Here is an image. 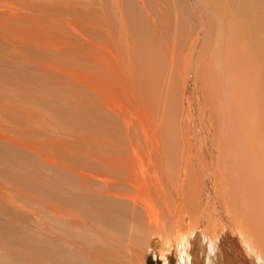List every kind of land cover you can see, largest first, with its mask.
Segmentation results:
<instances>
[{"label": "rangeland", "instance_id": "obj_1", "mask_svg": "<svg viewBox=\"0 0 264 264\" xmlns=\"http://www.w3.org/2000/svg\"><path fill=\"white\" fill-rule=\"evenodd\" d=\"M200 5L203 11L195 0H0V264H162L152 258L167 246L164 238L162 242L160 238L152 240L155 228L129 242L126 232L114 234L110 223H96L98 208L115 209L116 203L99 195L104 186L98 180V157L107 152L106 144L118 142L117 135L122 136L117 120L100 110L95 88L98 49L103 44L112 49L111 39L121 49L130 48V54L137 53L131 56L136 78L149 80L154 89L167 93L170 81L174 86L182 83L193 43L202 33L199 49L195 47L202 61L198 70L206 81L220 80L221 74L212 65L215 59L210 56L220 45L224 53L237 39L242 46L247 37L252 38L258 19L254 13L262 15L264 0H202ZM256 28L255 36L261 35L262 29ZM242 51L253 56L256 53L253 45L245 44ZM138 58L140 64L136 63ZM239 63L230 60L229 65L235 67L229 81L233 85L227 88V95L220 92L221 98L228 96L230 106L237 103L239 85V99L247 97L249 90L257 97L249 80L240 84V68L243 70L247 63ZM175 94L171 93L168 116L178 113L181 118L182 99ZM160 99L163 102L164 96ZM211 107L218 120L223 112L216 105ZM253 116L257 114L253 112L248 118ZM168 133L174 146L175 133ZM260 137L264 140L261 133ZM262 142L254 140L245 145L249 150L259 149ZM240 154L232 151V163ZM199 155L203 161L200 159L198 165L207 170L208 159L202 151ZM184 161L178 176L184 208H158L163 237L179 225L186 234L191 233L186 237H192L194 230L184 221H196L197 228L200 214L205 212L208 219L213 212L202 204L205 173L197 164ZM219 164L216 189L212 185L214 200L220 206L217 209L235 226L244 246L251 247L248 239L253 242L254 236L264 242V220L257 222L253 217L258 215V208L251 214L249 210L240 213L232 209L244 208L240 199L243 192L230 179L229 163L221 160ZM257 176L264 179L263 173ZM253 187L258 193L256 183L249 189ZM54 209L59 211L57 218ZM140 216L148 220L145 213ZM256 242L254 246H261L258 249L263 253L264 244ZM190 244L192 255L197 241L192 237ZM239 256L241 262L233 260L231 264H253ZM169 263L177 264L175 253L169 255Z\"/></svg>", "mask_w": 264, "mask_h": 264}, {"label": "bare ground", "instance_id": "obj_2", "mask_svg": "<svg viewBox=\"0 0 264 264\" xmlns=\"http://www.w3.org/2000/svg\"><path fill=\"white\" fill-rule=\"evenodd\" d=\"M195 1H198V8L200 7L202 10L200 5L202 0L200 2L199 0ZM254 14L258 19H256L257 21L252 28L251 39L247 37L242 46H238L237 43L240 39H237L233 47L224 53L223 46L220 45L214 55L210 56L211 60L215 59L212 65L215 71H219L221 74L220 80L208 78L206 81L205 77L200 75L201 71L198 70V67L202 66V61L201 59L198 60L195 53V47L199 49L202 41V33H200L197 39H194L195 42L191 53H189L186 68L183 70L182 83L179 86H174L170 81L166 88L167 93H164V90L163 92L160 91L157 87L154 89L155 86L153 87L149 80L142 81L141 78H136L137 70L134 68L136 65L134 59L131 58L132 55V57L137 56L136 52L130 54V48L121 49L120 45L112 39V49L105 48L107 46L105 44L100 46V49H98L99 72L95 83L99 106L102 113H107L112 119L117 120V124H119L118 130L122 136L120 135L121 138H118V134L116 139L118 142L106 144V146L109 145L106 148L107 152H105L106 150L101 152L98 157L101 175L98 180L104 186V191H101L100 187L99 195L102 196L103 200L111 202L115 200L116 203H113L115 209H113V206L112 208H98L100 211L96 216V223H110L114 228V234L117 232L124 234L126 232L129 242L136 239L141 233L151 231L152 228L157 231V233L151 231L152 240L160 238V241L165 240L164 242L167 246L173 245L176 241H182L186 235L190 236L191 233L186 234L187 230L183 231L179 225L175 227V232L170 233L171 235L166 233L163 237L161 235L162 224L158 208H184V198L180 197L182 194L180 195L178 185L180 181L178 177L179 168L183 159L185 160L184 162L187 161V165L190 163L191 165L197 164L199 168V161L202 159H199V152L201 153L202 151L208 159L207 161H209L207 170L199 168L201 172L205 173L206 178L205 197L202 204L204 208H213V212H210L208 219L205 212L204 214L202 213V216L200 214L201 218H199L201 220H198L200 222L197 228L194 224L196 221H184L186 222V227L193 228L192 237L197 241V246L194 247L195 251L192 255L190 254L192 258L191 264H205L207 246H202L203 236L205 239L218 243L219 251L217 252V257L215 255L216 260H214L213 264H231L233 260L240 263L239 254L244 256L245 261L248 262L249 258L243 248L244 244L241 242L235 226L223 216V212L217 209L220 206L218 205V200L217 202L214 200L212 185L216 189V178L219 176L217 172L220 169L219 162L221 160L227 161L231 169L230 179L237 186H241V192H243L240 199L244 208L237 209L235 207L232 209L240 213H242L241 210L243 212L249 210L251 214L250 211L255 212V209L258 208V215L255 216L254 214L252 216L257 222L261 221V219L264 220V179L260 180L257 178V174H264V140L260 137V133L264 136V11L261 16H258V13ZM256 27L262 29L263 33L261 35L255 36L258 33ZM240 38L242 39V37ZM224 41H222V44ZM245 44L248 47L253 45L254 49H256L254 56L250 55L249 51L248 53L242 51ZM125 56L127 60H125ZM232 59L240 62L241 66L242 63H247L243 70L240 68V84L249 80L251 89H256L254 92H256L257 97L252 93L253 90H249L247 97L244 96L239 99L238 94L241 89V85H239L237 103L230 106L228 96L223 99L220 96V92L222 91L226 94L227 88L233 85L229 84L235 74V67L229 65ZM132 61L133 64L131 63ZM136 63L140 64L139 58L136 59ZM229 72L233 73L229 76ZM171 93H179V97L182 99L181 118H179L178 113V116H168L169 102L172 98ZM162 95L164 100L160 102ZM178 103L180 102L178 101L176 104L179 105ZM210 104L212 106L216 105L223 112L218 116V120H216L213 108H209ZM227 108H229L228 112L225 113ZM253 112L257 116L248 118ZM167 118H169V121ZM178 122L179 124H177ZM168 131L175 133L174 146L171 145ZM249 132L250 138L249 136H244L242 139L241 136ZM233 138L237 141L232 140ZM254 140L263 142L259 149L253 147L249 150L245 144ZM179 141H181V147L180 149L178 147L179 151L175 152V146L179 144ZM233 150L243 154L246 153V155H237V161L232 163ZM168 154L170 155L168 156ZM191 167L196 169V167ZM191 167L189 166V168ZM193 173H196L195 170ZM253 183H256V187H259L258 193H256L255 187L249 189ZM230 190L233 191V188H230ZM245 192L250 193L246 194ZM102 204L105 203L102 202ZM115 204H117V208ZM168 211L170 212V209ZM58 212V210L54 209V217L57 218ZM142 212L148 218L146 222L141 219L140 214H143ZM211 221L215 223L216 229L211 226ZM240 222L244 223L245 221L241 220ZM252 225L255 226V222ZM203 226H205V229ZM256 226L255 228L258 227ZM86 228L89 227L84 229ZM178 228L180 229L178 230ZM241 228H244V226ZM144 229L147 230L145 231ZM79 230L82 231L83 229L79 228ZM255 230L252 229V233ZM257 230L261 232L260 229ZM253 238L254 241L252 242V240L248 239V243L252 244L251 248L255 250L261 246H258V244L254 246L253 243L260 241L261 238L259 240H257L258 237L255 238L254 236ZM223 239L228 241L224 242ZM258 243L264 244L262 241ZM150 246H152V243ZM258 250L261 249L259 248ZM262 251H264V247ZM180 253L183 258V253ZM155 255H159V253ZM208 255L211 256V253L209 252ZM167 261L170 264L169 257H167Z\"/></svg>", "mask_w": 264, "mask_h": 264}, {"label": "clouds", "instance_id": "obj_3", "mask_svg": "<svg viewBox=\"0 0 264 264\" xmlns=\"http://www.w3.org/2000/svg\"><path fill=\"white\" fill-rule=\"evenodd\" d=\"M192 237H185L182 241H177L171 246H167L161 251L160 255H153V259H160L162 264H168L167 257L173 253L176 255L177 264H191V255H190V240ZM207 246V255L205 256V264H213L216 253L219 251L218 243L212 242L208 239H205L203 236L202 246ZM246 256L249 260L253 261V264H264V253L259 252V250H254L249 246H243ZM180 252L184 253L183 258L180 255ZM211 252V256L208 253Z\"/></svg>", "mask_w": 264, "mask_h": 264}, {"label": "crops", "instance_id": "obj_4", "mask_svg": "<svg viewBox=\"0 0 264 264\" xmlns=\"http://www.w3.org/2000/svg\"><path fill=\"white\" fill-rule=\"evenodd\" d=\"M155 255V254H154ZM169 257V256H168Z\"/></svg>", "mask_w": 264, "mask_h": 264}]
</instances>
